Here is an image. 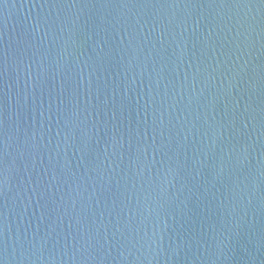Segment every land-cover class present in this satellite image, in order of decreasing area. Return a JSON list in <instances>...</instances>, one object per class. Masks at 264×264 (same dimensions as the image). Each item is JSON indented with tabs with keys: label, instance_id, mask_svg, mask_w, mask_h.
<instances>
[{
	"label": "water",
	"instance_id": "95a60500",
	"mask_svg": "<svg viewBox=\"0 0 264 264\" xmlns=\"http://www.w3.org/2000/svg\"><path fill=\"white\" fill-rule=\"evenodd\" d=\"M0 264H264V0H0Z\"/></svg>",
	"mask_w": 264,
	"mask_h": 264
}]
</instances>
